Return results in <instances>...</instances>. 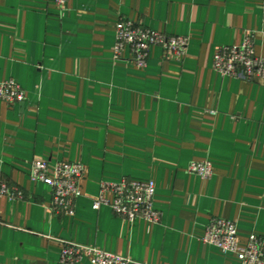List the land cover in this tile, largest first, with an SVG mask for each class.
Wrapping results in <instances>:
<instances>
[{
    "label": "crops",
    "instance_id": "obj_1",
    "mask_svg": "<svg viewBox=\"0 0 264 264\" xmlns=\"http://www.w3.org/2000/svg\"><path fill=\"white\" fill-rule=\"evenodd\" d=\"M121 19L188 36L186 55L156 46L143 69L127 49L116 58ZM250 33L264 59V0H0V85L26 92L0 99V183L24 193L0 195V264H58L70 243L130 264H241L202 238L213 218L235 222L241 246L264 237V77L214 69ZM35 161L86 167L74 216L52 213ZM203 161L210 179L188 172ZM124 178L155 183L161 223L93 208L103 182Z\"/></svg>",
    "mask_w": 264,
    "mask_h": 264
},
{
    "label": "built area",
    "instance_id": "obj_2",
    "mask_svg": "<svg viewBox=\"0 0 264 264\" xmlns=\"http://www.w3.org/2000/svg\"><path fill=\"white\" fill-rule=\"evenodd\" d=\"M69 0H56L61 7ZM190 44L188 36H173L145 28L127 19H121L116 26L115 57L122 58L130 51V60L139 68H146L150 51L161 47L175 57L185 56ZM214 69L222 76L251 81L264 77V59L258 57L253 34H247L241 45L226 46L214 55ZM0 99L8 105L21 103L26 99L25 90L15 81L0 85ZM188 172L203 179H210L214 169L209 161L192 162ZM86 175L82 163L60 162L53 167L46 161H35L30 171V180L49 186L52 190L50 210L55 215L74 216L75 202L81 196V182ZM0 195L11 200L24 199V193L7 183H0ZM111 196V199L108 198ZM156 188L153 181H138L124 178L117 183L103 182L99 197L93 208L109 207L115 215L133 224L143 220L152 224L161 223L162 213L155 208ZM1 217V215H0ZM202 241L226 254L237 256L241 264H264V237L252 233L247 243L241 246L235 222L213 218L206 226ZM91 264H130L126 257L109 253L96 247L74 243L66 244L61 250L58 264H78L82 260Z\"/></svg>",
    "mask_w": 264,
    "mask_h": 264
}]
</instances>
